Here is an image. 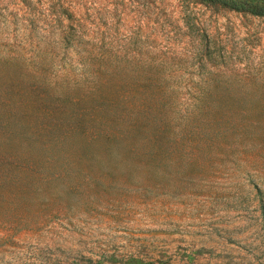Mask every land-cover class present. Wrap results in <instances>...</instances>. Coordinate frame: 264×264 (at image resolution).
<instances>
[{
	"label": "rangeland",
	"instance_id": "374dc122",
	"mask_svg": "<svg viewBox=\"0 0 264 264\" xmlns=\"http://www.w3.org/2000/svg\"><path fill=\"white\" fill-rule=\"evenodd\" d=\"M0 264H264V17L0 0Z\"/></svg>",
	"mask_w": 264,
	"mask_h": 264
},
{
	"label": "trees",
	"instance_id": "16d2710c",
	"mask_svg": "<svg viewBox=\"0 0 264 264\" xmlns=\"http://www.w3.org/2000/svg\"><path fill=\"white\" fill-rule=\"evenodd\" d=\"M203 2L207 3H214L221 5L223 7H226L230 10L236 11V12H246L254 16H260L264 17V2L260 1H248V0H200ZM101 107V106H99ZM100 109V108H99ZM101 110V109H100ZM140 115H143L141 113H138ZM127 121L122 120L121 124H125ZM131 123V127L135 125L133 121H129ZM142 124V125H141ZM140 125L136 126L138 130L145 131L146 130V122L145 119L141 122ZM142 126L144 128H142ZM70 127V126H68ZM86 129V128H84ZM116 129L114 127V124L111 122L108 124L106 121H101L99 122V125L95 126L93 130L97 131V133L93 136V139L88 140V137H83L84 135L81 134L80 132L75 133L77 136H82V140L75 141L73 138L75 136L70 135L67 137H61L57 138L55 140H60L59 143H107V144H113L116 145L115 143H121L119 138L116 136V134L113 132V130ZM144 129V130H143ZM154 140L158 141L157 137H154ZM155 145L154 147H157L158 149V154H155L153 152H150L151 157L153 160H157L159 158L160 154V143H153ZM155 158V159H154ZM149 165L155 166L156 163H150Z\"/></svg>",
	"mask_w": 264,
	"mask_h": 264
}]
</instances>
